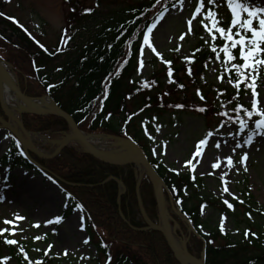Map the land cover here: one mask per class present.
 <instances>
[{"label":"trees","instance_id":"1","mask_svg":"<svg viewBox=\"0 0 264 264\" xmlns=\"http://www.w3.org/2000/svg\"><path fill=\"white\" fill-rule=\"evenodd\" d=\"M177 1L94 0L93 6L84 7L81 0H66L69 5L66 20L73 32L70 35L67 33L71 32L68 26L61 32L64 31L67 35L66 39L70 38V46L63 55H53L57 43L51 49L46 47L49 51L36 48L5 18L2 14L4 2L0 1V59H7L1 45L23 52L25 58H28L31 74L28 76L29 80L18 75L21 90L31 97L48 95L74 119L81 130L118 136L126 133L128 136L129 127H134L133 122L131 125L132 118L139 117L141 110L142 114L149 111L145 110L146 106L140 108L141 104H150L153 111H159L161 107L158 95L161 94L162 84L159 80L163 75L159 78V72L154 73L152 83L135 80L141 36L158 12ZM223 25L228 30L226 23L218 26ZM227 36V31L215 34L212 38V50H206L205 43H200L194 48L191 61L181 63L185 66L182 69L173 67L174 61L171 60L170 76L183 73V79L189 78L190 82L200 84L198 78L203 68L211 63L216 51L226 41L228 45L233 43ZM232 36L235 38L234 34ZM32 47L35 50H31ZM229 53L231 64L227 73L239 78L241 73L236 72V67L241 66L239 46L233 48L231 45ZM179 80L176 78L177 83H180ZM30 82L38 88L39 93L33 94ZM180 87L182 86L179 85L178 88ZM145 91L151 93L150 96L147 95V101L141 98ZM224 93L226 101L231 102L232 98V107L240 106L247 109L246 112L249 111L240 102L243 89L226 90ZM174 101L171 100V104ZM245 109H242L239 116ZM225 114L219 113L218 116H226ZM227 114L230 115L229 112ZM23 117L35 122L33 127L29 120L22 118L26 130L46 131L57 125L65 126L64 121L58 118ZM234 117L237 119L238 116ZM229 118L233 119L232 116ZM3 160L24 169L35 170L14 147L3 155ZM150 163L164 181L176 209L184 214L198 234V237H189L188 252L191 255L198 257L204 245V264H264V208L259 207L249 194L243 192L241 201L229 204L215 197L206 200L198 194L201 189L199 187L205 186L202 179L175 174L152 158ZM41 164L69 184L94 186L109 176L116 177L123 183L126 194L119 199V209L130 227L118 215L116 183L109 182L91 188H74L61 183L68 197L69 208L66 212L70 213L77 208L76 205H80L79 209L85 218V230L95 243L97 255L108 261V264H178L160 233L139 231L146 225L138 208L133 167L106 166L85 154H72L70 148ZM139 193L146 214L154 221L156 213L153 194L147 178L141 182ZM209 207L219 213H226L231 218L233 231H240L238 227L243 225L241 235H231L230 232L219 230L216 223L211 226V218H200V210ZM240 215L244 217L243 221H238ZM131 243L135 245L132 246ZM25 254L29 256L26 251ZM20 259L22 264L24 259ZM37 261L41 264H67L62 259L46 254L37 256L35 260L29 259L31 264H36Z\"/></svg>","mask_w":264,"mask_h":264},{"label":"rangeland","instance_id":"2","mask_svg":"<svg viewBox=\"0 0 264 264\" xmlns=\"http://www.w3.org/2000/svg\"><path fill=\"white\" fill-rule=\"evenodd\" d=\"M0 1L4 2L3 12L7 16L27 26L29 35L36 36L50 48H53L57 42L60 31L68 26L66 18L69 14V5L66 4V0ZM81 2L84 7L94 5V0H81ZM254 2L264 6V0H254ZM228 3L229 0H218L214 7L219 14L218 21L222 19V21L231 22L232 9H228ZM207 7H212L208 5L207 0H204L203 6H201V0H180L174 6L157 13L158 15L153 17L154 20L151 19V24L144 32L149 36L148 43L144 42V34L141 39L138 54L140 66L137 68L135 80L152 83L154 73L159 72V78L163 75V78L159 80L162 84L161 94L158 95L161 107L159 111H153L150 104H141L140 108L143 109V106H146L145 110L149 111L142 114L143 110H141L139 117L132 118L131 125L133 122L134 127H129L130 135L136 137L135 139L146 147L154 158L162 162L166 170H174L180 174L191 173L195 177L204 179L205 186L199 187L201 188L198 193L200 198L204 197L208 200L209 197H221L223 200H235L246 191L260 207H264V130L257 134L253 121L255 116L253 114L249 116L246 111L239 116L245 108L232 107V98L231 102L226 101L227 96L224 91L237 87L235 78L226 73V68L230 66L227 53L220 48L219 52L213 56L211 63L203 68L198 78L200 90L195 88L194 83L187 78L183 79V73L170 76L172 66L182 69L185 66L181 63L191 61L193 50L200 43H205L206 50H210L213 36L220 33L218 30L220 26L214 25L216 13L206 9ZM236 16L240 18L239 25L247 18V14L239 9L236 11ZM239 25L236 33L251 36L250 32L246 33L245 29L240 28ZM253 25H256L255 20ZM70 27L68 26V29L71 32H67L69 35L73 32ZM69 40L70 38L66 39L65 52L69 47ZM1 46L5 50L4 57L7 58L5 60L12 65L15 75L21 74L24 79H28L31 72L28 58H25L24 53L9 49L5 45ZM31 50L35 48L32 47ZM260 55L264 56V53ZM163 59L173 60L174 64L171 63L172 66H168L164 64ZM247 71L243 69L244 73ZM176 78L180 79L181 83H177ZM238 79L240 82L243 80L241 75ZM250 82L245 80L244 83L239 84V89H243L244 93L240 100L241 105L246 108L251 106L253 99L251 89L247 87ZM30 84L34 90L33 94L39 93L38 88L33 83L30 82ZM179 85L185 88L180 90ZM256 91L259 95L255 97L258 101L255 113L260 116V112L264 111V66H260ZM171 93L175 95H169ZM147 95L150 96L151 93L145 91L141 98L147 101ZM171 100L175 101L171 104ZM201 109L204 110L201 111ZM227 112L233 119L229 118ZM219 113H226V116H218ZM234 115L238 116L237 119ZM21 118L29 120L23 115ZM50 118L54 117L44 119ZM239 120L248 124L243 131L240 130L241 121ZM29 123L34 127V121L29 120ZM57 126L46 131H28L41 133L45 141L37 140L36 146L50 152L52 142L61 139V133L67 131L66 126ZM103 134H107L108 137L116 136L113 133ZM249 136H251V142L246 144L245 141ZM202 140L204 143H200ZM11 143V136L0 128V155ZM237 144L240 147H236ZM70 147L72 154L80 152L79 147L75 145ZM244 156L246 159L241 162ZM44 160L47 161V159L40 161L45 162ZM0 165V264H16L11 254L13 245H8L5 242L7 239H15L17 242L15 246L27 247L33 256L37 254L33 250L36 249L49 252L67 264H102V259L94 263L96 259L94 250L91 245L84 243L86 238L82 232L80 211H74L71 216L73 220L66 222L60 231L55 232L53 225H47L50 219L47 214L50 213L45 214L46 210H35L33 206L35 201H40L47 208L56 205L60 209L65 206L62 193L54 185L37 173L2 166V163ZM22 196L28 199L21 200ZM214 211L213 209L203 211V219L211 218V226L218 222L232 235H241L243 225L238 227L240 231L235 232L231 218L223 215L217 217L218 212ZM50 215L54 216V212ZM17 217H23V219ZM243 219L244 217L241 216L238 221ZM5 220L9 223L6 224ZM37 237L40 238L37 239ZM131 245L135 244L131 243ZM127 251L130 250L127 249ZM65 252L68 254L65 255Z\"/></svg>","mask_w":264,"mask_h":264},{"label":"snow or ice","instance_id":"3","mask_svg":"<svg viewBox=\"0 0 264 264\" xmlns=\"http://www.w3.org/2000/svg\"><path fill=\"white\" fill-rule=\"evenodd\" d=\"M159 2V0H158ZM204 0H201V6H203ZM208 5L215 7V0H207ZM235 5V7H233ZM222 6V5H221ZM229 8L232 9V20L231 25L235 26L237 24V21L235 19L236 11L239 9L242 12H245L247 14V18L239 25L240 28L245 29V32H250L251 36H247L246 34H240L239 32L236 33V35L239 36V40H233L232 35H228L226 38L230 41H233L232 47L235 48L237 46V43L240 45L239 48V57L243 58V69L248 70L244 73V79L250 80L251 82L247 84V87L251 89V96L253 97L251 101V109L253 111L257 110L258 107V101L255 99L259 94L256 91V80L259 76V70L260 66H264V56H261V53H264V6H260L254 2V0H229L228 3ZM214 14V13H213ZM256 21V25H253V21ZM218 30L223 34L227 30L220 26ZM144 42L145 44L148 43L149 36L147 34H144ZM215 50V49H214ZM224 52H228V48H224ZM237 74L241 73V66L236 67ZM239 87V85H237ZM204 109H201L203 111ZM247 111V109H245ZM253 111H248V115L252 116ZM254 126L257 134L260 133L261 130H264V111L260 112V118L256 119L254 121ZM246 127H248V124L245 123V121L240 122V130L243 131ZM251 142V136H249L248 140L245 141V143ZM200 143H204L202 140ZM236 147H240L239 144L236 145ZM246 159V156L241 158V162H243ZM230 162V161H229ZM49 179H51L49 177ZM179 202V201H178ZM77 208L80 207V205H76ZM231 207V205H229ZM18 219H23V217H17ZM62 218L57 216L55 222H60ZM6 224L9 223V221H4ZM48 223H53V221H49ZM36 227H39V225H36ZM40 237H37L39 239ZM8 245H14L16 244L15 239H7L5 241ZM84 243H88L87 240L84 241ZM65 255L68 253L65 252ZM25 259H27V255H25ZM31 264V262H29ZM36 264H41V262L37 261Z\"/></svg>","mask_w":264,"mask_h":264},{"label":"water","instance_id":"4","mask_svg":"<svg viewBox=\"0 0 264 264\" xmlns=\"http://www.w3.org/2000/svg\"><path fill=\"white\" fill-rule=\"evenodd\" d=\"M3 81H9L10 82L11 88L13 89V91L15 92L17 97L20 99V101H22L25 104L26 110H24V113L32 114V115L39 116V117H58V118L63 119L68 124L69 129L71 131H73L74 135H76V137L78 138L79 144H80L81 148L83 149L84 153L91 156L96 161L103 163V164H106V165H110V166L134 165V166H137L138 168L141 167L144 169L147 177L150 179L151 184L153 186L154 199H155V205H156L158 217L163 222L165 229L162 228L160 225L156 226V225H153V224L147 222L149 225V228L152 230L160 232L164 236V238L167 242V245L170 248L171 252L173 253L176 261L179 264H184L183 260L180 258V256H178V254L175 252V250L173 248L174 229H172V227H171V224H170L171 219L168 217V214H167V212L164 208V205H163V200H164L163 193H162L163 183H162L161 179L157 176V174L154 172V170L152 169L150 164L148 163V161H147L145 155L142 153V151L136 145L131 144L133 149L139 155V159H137V160L107 158V157H104V156L94 152L90 148V146L86 143V141L84 140V137L82 136L80 130L76 126L73 119L68 114H66L64 111H62L60 108H58L57 106L56 107L54 106L53 110L48 111V112H42V111H39L38 109H36L35 107L31 106L30 101L32 99L27 98L20 91V89L18 87H16L10 81V77H9L8 72L5 70L2 63L0 62V84ZM1 109L5 113V110H4L2 105H1ZM0 122L3 123L1 120H0ZM8 130H10L18 138V140L20 141V143L22 144V146L25 149H28L31 152H33L30 148H28L27 143L20 136H18L10 128H8ZM108 138L114 139V140L116 139V137H113V136H109ZM67 141H68V135L63 139L61 147L51 157L57 155L66 146ZM126 143H128V142H126ZM109 180L116 181L118 183V185L120 186L119 188L121 189V192L119 193V195L124 193V188L119 181H117L115 178H109L107 181H109ZM141 213H142L143 217L146 219L142 209H141ZM182 250H183L184 255L187 258L191 259L196 264H203L202 260H197L188 254V252L186 250L185 242H182Z\"/></svg>","mask_w":264,"mask_h":264},{"label":"bare ground","instance_id":"5","mask_svg":"<svg viewBox=\"0 0 264 264\" xmlns=\"http://www.w3.org/2000/svg\"><path fill=\"white\" fill-rule=\"evenodd\" d=\"M10 81L12 83H16V79L14 75L10 74ZM0 100L4 106V109L9 116V126L20 136H24V132L22 131L21 125L17 119V116L22 111L26 110L25 104L19 100L13 89L11 88L9 81H3L0 85ZM30 105L38 109L42 112H48L54 109L53 103L47 99H38L34 101H30ZM28 136V144L29 147H31L38 155L41 156H48V154H51L55 152L60 145L62 144V140L54 141L52 143L53 151L51 153H45L35 148L34 141L41 139L40 136ZM84 140L86 143L90 146V148L107 158H115V159H133L137 160L139 159L138 153L133 149L132 145L130 143L126 142H120V141H109L106 137L103 136H91V135H83ZM68 144H74L78 145L79 140L74 135L73 131L69 132L68 134ZM22 194V193H21ZM24 195V194H22ZM20 196V193H19ZM27 197H21V200H27ZM164 225L162 224V227ZM173 248L175 252L180 256V258L183 260L184 264H196L191 259L187 258L182 250V244L174 239L173 241Z\"/></svg>","mask_w":264,"mask_h":264}]
</instances>
